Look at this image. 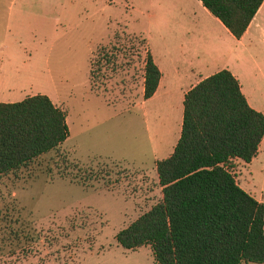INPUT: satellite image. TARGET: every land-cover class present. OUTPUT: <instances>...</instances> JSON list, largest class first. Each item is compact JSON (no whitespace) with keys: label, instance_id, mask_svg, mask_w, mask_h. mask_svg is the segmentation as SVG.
<instances>
[{"label":"rangeland","instance_id":"rangeland-1","mask_svg":"<svg viewBox=\"0 0 264 264\" xmlns=\"http://www.w3.org/2000/svg\"><path fill=\"white\" fill-rule=\"evenodd\" d=\"M242 49L199 0H6L0 102L45 94L69 134L0 176V264H156L148 245L126 250L115 234L162 199L155 162L177 142L185 89L238 64L264 114V53ZM147 51L166 88L144 100ZM231 172L264 204V137Z\"/></svg>","mask_w":264,"mask_h":264},{"label":"trees","instance_id":"trees-1","mask_svg":"<svg viewBox=\"0 0 264 264\" xmlns=\"http://www.w3.org/2000/svg\"><path fill=\"white\" fill-rule=\"evenodd\" d=\"M239 39L263 0H199ZM143 98L161 72L149 51ZM179 137L155 162L162 199L115 234L126 250L148 245L156 264L264 263V204L244 191L233 160L249 163L264 137V114L252 108L238 79L220 69L189 88ZM65 112L45 94L0 102V176L56 150L68 137Z\"/></svg>","mask_w":264,"mask_h":264},{"label":"crops","instance_id":"crops-1","mask_svg":"<svg viewBox=\"0 0 264 264\" xmlns=\"http://www.w3.org/2000/svg\"><path fill=\"white\" fill-rule=\"evenodd\" d=\"M6 0H0V11L3 10V6L5 4ZM201 3V2H200ZM10 7V6H9ZM203 7V6H202ZM204 8V7H203ZM205 11H207L204 8ZM208 12V11H207ZM209 13V12H208ZM214 17V16H213ZM1 18L3 19V15L1 16ZM218 25L221 27V29L226 33V35L228 36V38L232 41H234L236 43L237 46H239L240 48H243V51H248L249 49L247 48H251L252 46H256L258 45L260 47V49L263 51L264 53V0L262 1L260 7L258 8V10L256 11L254 17L252 18V20L250 21V23L248 24L245 32L243 33V35L239 38L236 39L234 38L230 32L222 25V23L215 18ZM5 25L8 26L9 25V17H7V19L5 20ZM155 62V61H154ZM157 65V64H156ZM144 66V62L142 64V69ZM238 64H233L231 63V65H226V68L238 79V82L240 84V89L243 93V95L245 96L247 102L249 103V105L256 109L257 111L261 112V108H258L257 106L255 107L254 105H252L250 103V101L248 100L246 94H245V88L243 87V79H242V73H237L236 70L234 68H237ZM159 68V67H158ZM160 70V69H159ZM240 70V69H238ZM143 71V70H142ZM161 72V70H160ZM196 81V80H195ZM195 81H193L192 83H194ZM4 81H0V85L3 83ZM198 82V81H197ZM197 82H195L192 86H194ZM191 86V87H192ZM189 87V88H191ZM165 86L163 83V73L161 72V77L159 79L157 88L154 92V94L152 96H155L157 93L162 92L165 90ZM188 88V89H189ZM185 89L182 93V100H183V96L184 93L188 90ZM140 91L143 92V76H142V83H141V87H140ZM151 98V97H150Z\"/></svg>","mask_w":264,"mask_h":264}]
</instances>
